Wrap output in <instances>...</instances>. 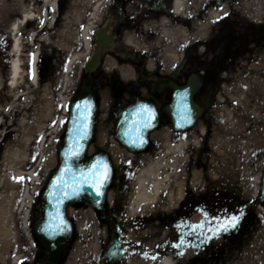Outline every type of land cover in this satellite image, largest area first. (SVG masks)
<instances>
[{
	"label": "flooded vegetation",
	"instance_id": "flooded-vegetation-1",
	"mask_svg": "<svg viewBox=\"0 0 264 264\" xmlns=\"http://www.w3.org/2000/svg\"><path fill=\"white\" fill-rule=\"evenodd\" d=\"M21 1L28 4V0ZM69 1H58L54 29L61 24ZM40 2L36 0L34 5L40 7ZM93 3L82 2V15L71 26L75 36L82 34L83 21ZM95 3L101 10L91 31V53L98 39L106 43L102 45L97 69L83 72L81 81L97 89L121 87L123 72L137 70L141 72L138 85L148 81L151 94L147 98L155 103L161 121L163 116L169 120L166 109L172 87L182 86L190 76H195L199 87L193 100L198 103L195 95L202 87L211 90L232 84V74L249 69L258 55L264 54V0H98ZM10 15L14 19L19 11L12 10ZM32 29L30 25L26 27L27 31ZM12 45L13 33L6 28L0 32V70L4 73L8 71ZM107 46L111 48L105 49ZM164 53L176 56L175 61L162 62L159 57ZM41 54L49 52L43 49ZM109 58L112 73L95 76ZM186 71L190 73L185 74ZM123 95L122 91L117 93L116 105L108 113L114 129L118 110L133 103L140 92L128 101ZM171 133L174 139L183 134L172 129ZM104 148L105 145H98L96 149ZM140 154H133L132 161L114 168L102 200L70 202L62 215H52L54 227L63 221L61 240L46 241L40 236L38 229L49 218L42 207L43 193L32 194L24 223L19 219L14 222L15 240L1 248L0 264H161L166 259L171 264H223L231 248L244 235L253 205L241 203L229 191L206 180L203 192L194 191L186 183L178 203L166 213L131 208ZM240 210L244 215L235 229L219 235L209 231L217 227V218L223 220ZM201 224L202 229L189 227ZM201 230L212 237L206 243H201L205 239L200 235ZM181 239L184 244L174 248ZM158 245L161 247L157 248ZM177 251L184 254L177 256ZM146 252L149 255L160 252L161 257L155 261L146 259Z\"/></svg>",
	"mask_w": 264,
	"mask_h": 264
},
{
	"label": "rangeland",
	"instance_id": "rangeland-1",
	"mask_svg": "<svg viewBox=\"0 0 264 264\" xmlns=\"http://www.w3.org/2000/svg\"><path fill=\"white\" fill-rule=\"evenodd\" d=\"M8 2L0 5L1 18L6 16L8 11L16 10L17 5L21 3L20 0H8ZM66 41L71 45V51L83 54L82 59H84V62L86 60L85 57L87 55L89 56L90 47L85 49L80 36H75L74 34L72 37H68ZM58 42L61 43L56 35L55 38L50 35L46 40L39 42V49H46L49 54L38 55L37 86L31 85L29 80L25 79L12 91L6 85L7 78L2 72L0 73V155L7 146L14 143L16 139L18 140V144L22 145L26 152L25 158L18 164V169H35L36 175L39 178L36 182L39 190L35 189L32 191L33 193L42 189L58 163V148L68 118L67 105L64 106L62 101L64 99H70L83 85L88 84L87 82L81 81L82 72L79 70L77 74V67L74 66V70L69 77L75 81L77 87L74 91L70 89L64 91L63 76L69 52ZM127 47L129 46L127 45ZM110 48L111 46H107L105 49ZM29 52L31 53L32 51ZM159 58H161L162 62H174L176 56H169L164 53ZM152 63L150 61L148 65L151 67ZM111 66L112 61L109 58L103 66V70L100 71L98 69L95 76H98L99 73L111 74ZM254 66V64L251 65V67ZM169 67H171L170 64ZM25 71H27V68ZM163 71H166L165 66ZM244 71L242 70L241 72L232 74L234 82L230 85L211 90L208 87H202L196 93L195 99L202 105L203 113L193 128L183 132L181 139L191 141L193 140V136L200 138L198 144H194L195 150L192 152V159L194 161H200L199 170L201 171L200 176H195L194 181H190V185L194 188V191L203 192L205 181L207 180L211 181L212 185L229 191L234 199L238 197L241 203H249L253 196L256 178L259 176L260 179L264 165V138L258 142L253 141L249 143L251 152L249 167H247V171H241L242 167L235 164L230 155L233 152V145L231 144L235 140V136L224 132L225 129L226 131L230 130V126L228 125L230 122L241 123L243 118L241 119L240 117L243 115L247 116L244 112V105L253 107L257 100V98L253 99L255 97L253 92L250 91L245 97L240 91L246 84V81L242 77L245 74ZM259 72H256V74ZM123 73L121 75L123 80L121 87L116 86L99 89L103 95L105 94L103 96L105 98V108L104 112H101L99 105L98 129L95 143L90 145L88 151V155H91L94 153L96 146L105 145L108 153L112 156L115 169L123 163H128L129 160L131 161L132 157L113 138L114 128L112 120L108 118L109 109L116 105V95L119 91L124 93L122 98L125 101L132 98V95L138 91L143 97H149L151 94V87H149L148 81L138 85L141 72L135 70L124 71ZM147 73L151 74V72ZM186 73H190V71H186ZM260 74L263 76L264 71ZM94 91L97 94V88H94ZM98 100L100 103V95L98 96ZM225 117H228L226 125L224 123ZM41 123H43L44 127L42 130L43 134H39V126L42 125ZM52 130H56L57 133L54 138H52V135L46 136L45 150L47 155L43 158L45 165L41 169V166H37V161L41 153V137L45 132ZM35 134L37 135L35 136ZM166 136L168 138L170 137L172 142L175 140L171 133L169 120L163 116L158 129L150 135L151 145L142 156L145 161L140 162L141 166L145 165L147 159L154 157L161 151V145ZM213 157H215L213 159V168L212 166H209V168V162ZM189 174V179H192V173ZM207 177H211V180H208L209 178ZM22 181L23 184L27 183L31 186V180L27 175H24ZM151 210L154 213L160 214L169 211L164 206H157L151 208ZM251 213V216L248 217V226L245 229L244 235L240 238L239 244L231 248L232 250L226 256L223 264H264V210L254 206L251 208ZM259 232L262 233L260 237L261 239L263 237V241H258L257 246L250 247L249 243ZM257 250L260 251L261 256L256 254Z\"/></svg>",
	"mask_w": 264,
	"mask_h": 264
},
{
	"label": "bare ground",
	"instance_id": "bare-ground-1",
	"mask_svg": "<svg viewBox=\"0 0 264 264\" xmlns=\"http://www.w3.org/2000/svg\"><path fill=\"white\" fill-rule=\"evenodd\" d=\"M34 1L35 0H28V4L26 5H17V9L20 10V15L16 19L12 20L7 11L6 16L0 17L1 28H6L8 26L14 33L13 54L6 85L14 91L20 83L28 78L32 85L34 84L37 86L39 42L46 40L50 35L55 38L56 35L61 41V43H58L69 51L63 76L64 91L68 89L74 91L77 85L73 79H70L69 75L73 72L74 66L77 67V74L79 73L84 59H82L83 54L71 51V45L66 39L72 37L73 28H71V26L74 21L79 19L82 15V2L91 1L94 3L90 5L87 18L83 21V31L81 34V42L84 48L90 47V32L94 27L93 25L97 19L100 8L99 5L95 3L98 0H70L69 8L63 14L61 24L56 30H54L56 25L54 16L58 10V0H41L44 10H42V6H34ZM0 5H2L1 2ZM177 6L178 3L176 1V9ZM35 22V28L38 29L30 31L29 37L30 44L34 47L33 52L31 54H23V44L18 34L26 24ZM90 51L91 49L89 50V54ZM87 57H85V59ZM254 65V67H250L244 71L245 74H243L242 77L247 85L245 84L246 86L244 85V88L241 87L242 89H240V91L245 97L250 91L253 92L255 95L253 99L257 98V100L253 107L243 104L244 112L247 116L243 115L240 117L241 119L243 118L241 123L230 122L228 124L230 130L226 131L225 129L224 131L235 136V140L232 141L231 144L233 145V152H231L232 154L230 153V155L232 156L233 162L242 167L241 171H247V167H249L251 155L249 143L253 141L258 142L264 138V75L261 76L260 74L264 71V54L258 55ZM26 68L27 71H25ZM256 72L259 73L256 74ZM103 96H105V94L103 95V93L100 92L101 112H104L105 108V98ZM68 100L69 98L62 101L64 106L67 105ZM227 118L228 117L224 118L225 125L227 124ZM41 124L42 125L39 126V134H43L42 130L44 127L43 123ZM56 133V130L47 131L41 137V153L37 161V166H41V169H43L45 165L43 158L47 155L45 150L46 136L52 135V138H54ZM36 135L37 134H35V136ZM169 138L166 136L161 145V151L154 157L147 159L145 165L140 167L131 194V208L139 207L142 209H150L157 206H164L166 209L170 210L178 203L185 181L187 180V182L191 184L190 181L193 182L195 176H200L201 171L198 165L200 161L195 163L196 161L192 159V152L195 150L194 144H198L200 138L193 136V140L191 141L176 139L173 142L171 138ZM25 156L26 152L22 145L18 144L17 139L10 146H7L0 155V253L3 244L15 240L14 222L16 219H19V221L24 223L26 209L30 207V199L33 194L32 191L35 189L39 190L36 184L39 178L36 175L35 169H18V164ZM213 159H215V157L209 162L208 167L212 166L213 168ZM188 169L190 173H192V179H189L190 174L188 173ZM24 175L30 178L32 187L30 184L25 186L22 179H18L23 178ZM258 182L259 176L256 178L253 195L257 193ZM19 192H21V195H19ZM17 208L18 210H16ZM260 209L264 210V208ZM261 235L262 233L259 232V234L252 239L249 243L250 247L257 246L258 241H263V237L262 239L260 237ZM256 254L261 256L259 250L256 251ZM161 264L170 263L169 260L166 259Z\"/></svg>",
	"mask_w": 264,
	"mask_h": 264
},
{
	"label": "water",
	"instance_id": "water-1",
	"mask_svg": "<svg viewBox=\"0 0 264 264\" xmlns=\"http://www.w3.org/2000/svg\"><path fill=\"white\" fill-rule=\"evenodd\" d=\"M95 54L84 65L86 71H92L95 68L96 58L98 57L100 41ZM199 87V81L195 76H190L184 86H174L172 100L167 106V112L170 117L171 125L175 130H185L195 124L196 119L202 112L201 106L193 103L192 95ZM81 108L77 109V105ZM147 109L150 111H143ZM187 116L190 119H186ZM69 117L67 119L65 133L58 151V165L51 174L44 189L42 207L46 210V216L52 217V214L61 215L64 207L68 202L75 200L89 199L95 201L101 199L112 176V163L106 152H97L85 160V154L89 142L94 137L96 123V98L90 87H84L78 91L68 104ZM90 113V114H89ZM86 117V120H85ZM84 123H80V121ZM159 124V112L155 105L147 99H139L135 104L126 107L119 114V122L116 128V139L119 140L132 152L143 150L148 144V133L155 129ZM81 131L77 134V129ZM78 151L79 155H73ZM94 165H99L97 180L92 179V170ZM107 168V179L100 188L102 195H96L95 184L98 182L99 174ZM66 170L67 174H65ZM62 178V180H61ZM87 178V182H83ZM62 181L67 182L68 196L65 198L64 193L56 185ZM78 189L74 193L73 189ZM59 197L60 199H57ZM264 204V170L259 188V197L256 199ZM52 221L49 219L41 226L40 236L44 240L58 239L60 231L50 235L46 228H52Z\"/></svg>",
	"mask_w": 264,
	"mask_h": 264
},
{
	"label": "snow or ice",
	"instance_id": "snow-or-ice-1",
	"mask_svg": "<svg viewBox=\"0 0 264 264\" xmlns=\"http://www.w3.org/2000/svg\"><path fill=\"white\" fill-rule=\"evenodd\" d=\"M224 16H228V13L225 12L224 13ZM217 19H221V17H217ZM81 106L78 104L77 105V109H80ZM143 111H150V110H147V109H143ZM90 114V113H89ZM186 119H189V117L187 116V110H186V116H185ZM85 120H86V117H85ZM189 122H190V119H189ZM80 123H84V121H80ZM81 130L78 128L77 129V134H79ZM73 155H79V152L76 151L73 153ZM62 171H65V174H67L66 170H62ZM98 173H99V165H94L93 166V170H92V179L93 180H97V176H98ZM18 179H23V178H18ZM107 179V168L105 166V169H104V172L102 174H99V177H98V182L95 184V188H96V195L97 196H100L102 195V193L100 192V188L103 187V183L104 181ZM62 180V178H61ZM83 182H87V178H85V180ZM59 190L61 192L64 193V197L66 198L68 196V192H67V188H68V185H67V182H64L62 181L59 185H56ZM73 192L74 193H78V189H73ZM57 199H60L59 197H57ZM244 215V212L243 210H240L238 212V214H234V215H231V216H228L226 217L225 219L223 220H220L219 218H217V227L215 228H210L209 231L213 234V235H219V233L221 232H228L230 231L231 229H235L241 218L243 217ZM63 221L61 220V224L60 225H57L55 227H52V228H46L45 230L49 232L50 235H55L57 231H63ZM189 227H194V228H200L202 229L203 228V225H196V226H189ZM200 235L202 236H205V239L203 241H201V243H206L208 240H210L212 237L210 236H207L205 235V233L201 230L200 232ZM184 244V240L181 239L180 243L177 244V245H173L174 248H180L182 245ZM161 246H157V248H160ZM183 251H177L175 253V255L177 256H181L183 255ZM158 257H161V253L160 252H154L152 253L151 255H149L147 252L145 253V258L146 259H152V260H157Z\"/></svg>",
	"mask_w": 264,
	"mask_h": 264
}]
</instances>
